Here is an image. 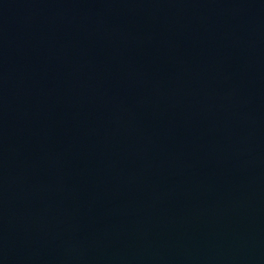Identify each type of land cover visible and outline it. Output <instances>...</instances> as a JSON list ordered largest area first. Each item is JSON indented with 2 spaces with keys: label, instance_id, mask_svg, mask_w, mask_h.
<instances>
[{
  "label": "water",
  "instance_id": "1",
  "mask_svg": "<svg viewBox=\"0 0 264 264\" xmlns=\"http://www.w3.org/2000/svg\"><path fill=\"white\" fill-rule=\"evenodd\" d=\"M0 264H264V0H0Z\"/></svg>",
  "mask_w": 264,
  "mask_h": 264
},
{
  "label": "flooded vegetation",
  "instance_id": "2",
  "mask_svg": "<svg viewBox=\"0 0 264 264\" xmlns=\"http://www.w3.org/2000/svg\"><path fill=\"white\" fill-rule=\"evenodd\" d=\"M6 177L10 198L16 201L20 210H23L26 197L28 198V203H30L31 196L30 138L27 153L22 142L10 151Z\"/></svg>",
  "mask_w": 264,
  "mask_h": 264
}]
</instances>
